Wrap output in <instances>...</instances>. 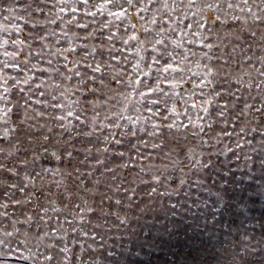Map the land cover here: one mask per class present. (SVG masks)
Wrapping results in <instances>:
<instances>
[{"label":"snow or ice","instance_id":"snow-or-ice-1","mask_svg":"<svg viewBox=\"0 0 264 264\" xmlns=\"http://www.w3.org/2000/svg\"><path fill=\"white\" fill-rule=\"evenodd\" d=\"M222 158L264 168V0H0V264H120L137 210L239 233Z\"/></svg>","mask_w":264,"mask_h":264},{"label":"clouds","instance_id":"clouds-1","mask_svg":"<svg viewBox=\"0 0 264 264\" xmlns=\"http://www.w3.org/2000/svg\"><path fill=\"white\" fill-rule=\"evenodd\" d=\"M189 146H197L194 140H189ZM214 151L217 149H213ZM181 160L184 157L180 158ZM244 165L242 164L241 167ZM190 171V169H188ZM253 183L243 190L244 200L248 203H259L264 200V196L254 195L249 197L247 195L248 191L256 192L258 187L264 184V168H262L259 163L257 168L253 172ZM176 175H180L177 173ZM179 191V186L176 187ZM143 208V206H141ZM163 205L153 206L150 211L152 220H155L156 214L161 213ZM128 219L138 220L137 224H124L118 225L119 231L104 232V246L108 249L115 247L117 253L123 251V257L119 255L116 257L120 261V264H129V257L131 258V264H139V261L135 258L136 253L141 256L149 255L147 249H161L167 251V255L174 257L172 260L166 258H160L157 264H230L231 258L237 255V247L243 243L242 240H236L233 234L224 232V236L229 238V243H224L223 238L220 235L221 230L217 227L216 231L213 232L209 228V232H212V236H206L204 233L196 231V227H191V232L189 233V228H182L179 233H165L161 231V235L158 237L154 234L151 237L146 235H141V229L144 232L152 231L147 225L150 223L145 219L144 216L140 215V211L137 210L136 215L133 216L129 214ZM161 224L163 221L160 222ZM107 227L112 228L113 223L110 222ZM153 232V231H152ZM219 233V237L216 235ZM256 235V240H252L246 245L245 248H241L240 252L243 253V260L245 264H264V244L257 245V241L260 239L259 231H249V236ZM120 237H127L128 239L121 240ZM215 241V243H214ZM135 245V251H127L128 245ZM256 245V247H253ZM173 249H177L173 251ZM103 259V257H99ZM112 258H108L107 264H111Z\"/></svg>","mask_w":264,"mask_h":264},{"label":"rangeland","instance_id":"rangeland-1","mask_svg":"<svg viewBox=\"0 0 264 264\" xmlns=\"http://www.w3.org/2000/svg\"><path fill=\"white\" fill-rule=\"evenodd\" d=\"M223 159V166H224V170H220V169H214V175H213V179H216V175L215 173H219L220 176L223 177H228V169H231L232 172H236V180L240 181L243 180V184L244 187H248V185L253 183V179L251 177H253V175H255V173H252L251 176H242L240 174V172L233 166L235 164V161H229L227 158H222ZM195 187V186H194ZM243 194V193H242ZM204 196L207 197V194L204 193L202 194ZM247 195L251 198L254 195H261L264 196V184H262L260 187H258L256 192H252V191H248ZM211 199V198H209ZM173 200H181V197H173ZM245 204L247 206V208L251 209L252 211L250 213H247V219L246 220H241L240 224L243 226L240 228L239 233L237 232L236 228H232L231 229V234H233L234 236H237L238 234L242 235L244 229H249V230H256L259 231L260 227H261V221H264V200L260 201L258 204L257 203H248L247 201H245ZM196 211V210H193ZM161 216H163V213H161ZM219 218V217H217ZM168 220H176L178 222L177 227L176 228H171L170 225V230L173 231L174 233H179L181 232L182 228L185 225H190L193 224V217L191 216L190 213L188 212H181L179 215L175 216V217H166L164 222H168ZM157 229H161V224L157 223L155 224V230H153L152 234L156 235V236H160L161 235V231H158ZM115 231V230H113ZM197 232H202L204 233V235L206 236H212L213 233L209 232V231H205L203 228H196ZM223 231L225 233L229 232L228 226L227 224H225ZM191 232V228H189V233ZM219 237V233L216 234ZM128 238L125 237L124 240L126 241ZM224 243H229V238L227 236L223 237ZM215 243V241H214ZM177 249H173V251H176ZM147 252L150 253L149 255H143L141 256L140 254H136L135 258L139 261V264H157L158 260L160 258H166L168 260H172L174 259V257L167 255V251L166 250H161L159 248L157 249H152L149 248L147 249Z\"/></svg>","mask_w":264,"mask_h":264}]
</instances>
